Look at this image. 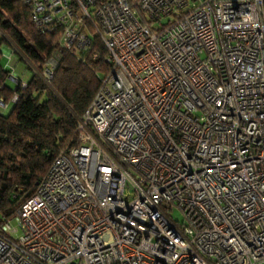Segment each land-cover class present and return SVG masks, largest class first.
<instances>
[{"label":"built area","instance_id":"obj_1","mask_svg":"<svg viewBox=\"0 0 264 264\" xmlns=\"http://www.w3.org/2000/svg\"><path fill=\"white\" fill-rule=\"evenodd\" d=\"M20 1L109 68L0 264H264V0Z\"/></svg>","mask_w":264,"mask_h":264},{"label":"trees","instance_id":"obj_2","mask_svg":"<svg viewBox=\"0 0 264 264\" xmlns=\"http://www.w3.org/2000/svg\"><path fill=\"white\" fill-rule=\"evenodd\" d=\"M59 34V29L39 32L20 0H0V46L8 39L33 70L27 80L12 84L0 64V99L8 108L0 111V223L33 193L58 149L75 143L77 117L109 68L96 37L76 56L59 46ZM52 54L56 64L44 81L43 64Z\"/></svg>","mask_w":264,"mask_h":264},{"label":"rangeland","instance_id":"obj_3","mask_svg":"<svg viewBox=\"0 0 264 264\" xmlns=\"http://www.w3.org/2000/svg\"><path fill=\"white\" fill-rule=\"evenodd\" d=\"M0 53V57L3 58L2 67L8 69L9 74L11 73L12 76L15 75V77H9V80L12 84H15L17 80L25 81L32 75V66L26 61L25 58L19 55L18 51L8 41V39H6L0 46ZM51 56L57 58L56 54H52ZM7 109L8 108L5 106H0L1 112H6ZM166 212L172 219L180 220L181 218L179 210L174 206L166 210Z\"/></svg>","mask_w":264,"mask_h":264},{"label":"water","instance_id":"obj_4","mask_svg":"<svg viewBox=\"0 0 264 264\" xmlns=\"http://www.w3.org/2000/svg\"><path fill=\"white\" fill-rule=\"evenodd\" d=\"M2 63H3V58L0 57V64L2 65Z\"/></svg>","mask_w":264,"mask_h":264},{"label":"crops","instance_id":"obj_5","mask_svg":"<svg viewBox=\"0 0 264 264\" xmlns=\"http://www.w3.org/2000/svg\"><path fill=\"white\" fill-rule=\"evenodd\" d=\"M20 55V54H19Z\"/></svg>","mask_w":264,"mask_h":264}]
</instances>
